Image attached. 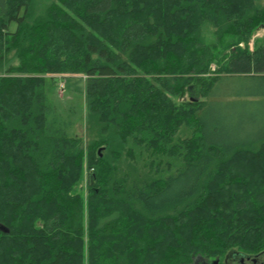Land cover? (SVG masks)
Instances as JSON below:
<instances>
[{
	"label": "trees",
	"instance_id": "1",
	"mask_svg": "<svg viewBox=\"0 0 264 264\" xmlns=\"http://www.w3.org/2000/svg\"><path fill=\"white\" fill-rule=\"evenodd\" d=\"M260 29L258 0H0V264H264ZM65 76L91 143L48 119Z\"/></svg>",
	"mask_w": 264,
	"mask_h": 264
},
{
	"label": "rangeland",
	"instance_id": "2",
	"mask_svg": "<svg viewBox=\"0 0 264 264\" xmlns=\"http://www.w3.org/2000/svg\"><path fill=\"white\" fill-rule=\"evenodd\" d=\"M59 0H34V8L37 14H42L48 9L50 5ZM259 3L264 4V0H258ZM264 36V29H260L255 38H262ZM207 43H213L214 37L207 35ZM243 47L244 44H241ZM251 49L254 48V41L251 43ZM213 70L216 65L212 66ZM228 86L221 87L223 95L234 93L235 89L240 88L239 83L229 82ZM46 94L49 105L48 119L53 122L58 120V124L67 123L68 134L70 136H79L85 139L86 143H91L96 137V131L89 130L87 127V84L84 76H65L56 77L55 79H47ZM189 95L187 99H189ZM176 101H184L185 98L175 99ZM187 130V129H186ZM186 132V131H185ZM144 164V163H143ZM86 166V163H85ZM87 167V166H86ZM87 175V169H86ZM87 178L81 183V187H85ZM87 195V190L85 191Z\"/></svg>",
	"mask_w": 264,
	"mask_h": 264
},
{
	"label": "flooded vegetation",
	"instance_id": "3",
	"mask_svg": "<svg viewBox=\"0 0 264 264\" xmlns=\"http://www.w3.org/2000/svg\"><path fill=\"white\" fill-rule=\"evenodd\" d=\"M241 263L242 264H248V263L259 264V261H258V259H256V261H253V259H252V261L247 260V259H243ZM196 264H203V260L200 259L199 261L196 262Z\"/></svg>",
	"mask_w": 264,
	"mask_h": 264
},
{
	"label": "water",
	"instance_id": "4",
	"mask_svg": "<svg viewBox=\"0 0 264 264\" xmlns=\"http://www.w3.org/2000/svg\"><path fill=\"white\" fill-rule=\"evenodd\" d=\"M101 153V151H99ZM2 231H4L5 233H8V229L4 228V227H1L0 228ZM215 264H219V260H216Z\"/></svg>",
	"mask_w": 264,
	"mask_h": 264
}]
</instances>
